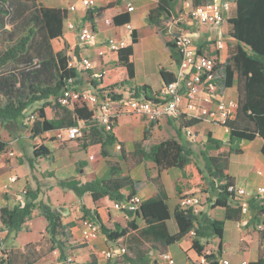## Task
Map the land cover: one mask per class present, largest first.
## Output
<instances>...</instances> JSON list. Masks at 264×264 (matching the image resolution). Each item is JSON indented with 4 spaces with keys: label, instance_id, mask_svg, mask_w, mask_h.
Wrapping results in <instances>:
<instances>
[{
    "label": "trees",
    "instance_id": "16d2710c",
    "mask_svg": "<svg viewBox=\"0 0 264 264\" xmlns=\"http://www.w3.org/2000/svg\"><path fill=\"white\" fill-rule=\"evenodd\" d=\"M9 0H0V25L4 28V18L10 13L6 8ZM15 0L19 8H28L27 3L34 6L29 18L31 27L26 35L0 50V126L17 121L34 104L44 102L39 108L37 119L31 125L30 132L33 138H41L44 134L66 129L85 122L84 137L81 138L82 146L87 149L100 145L103 158H110V149L118 142L117 136L112 131L105 133L97 122V114L86 106L75 105L65 107L60 105L59 99L67 88L71 78H78L77 72L68 67L69 58L64 51L53 54L52 43L63 37L64 21L68 11L37 6L38 0ZM209 0H191L192 6L205 5ZM235 9L233 17H229V37L236 42L232 55L224 65V89L237 86L238 111L235 119L226 124L229 129L227 142L213 137L212 132L207 133L206 147L201 151L204 165L195 159V152L190 143L183 140V129L196 127L202 122L182 118L179 128L176 129L177 137L146 147V138L136 144L134 157H140L143 162H152L160 169L176 168L181 171L184 182H177L176 190L179 198L201 194L206 195L212 209H223L224 220L214 218L207 211L196 213L192 208L184 210L176 207L173 215L168 206V196L164 186L157 180L154 183L158 192L153 198L143 202L135 212L123 211L127 215L126 226L115 224L114 229L108 228L101 219L97 210L83 208L84 220H92L101 227V233L109 242L117 243L132 232L138 230L137 219H142L150 228L154 243L160 248L163 256L167 255L166 248L179 243L184 238L192 236V248L207 264H219L222 258L223 239L226 221L241 222V202L237 201L229 192L235 186L234 179L230 176L231 156L241 155L243 141L253 142L257 138L264 141V0H234ZM118 3H110L105 7H95L89 10L88 20L98 22L113 17L116 26L126 24L130 20L128 14H121L116 10ZM175 11V0H160L153 8L147 22L166 35L165 25L172 18ZM13 34L11 33L10 36ZM37 35L40 42L36 45V55L39 65L32 68L34 59L30 50ZM167 36V35H166ZM137 43L135 32L132 35V44L118 52L117 65L102 72L98 79L90 81L92 89L102 98L109 97L112 101L123 99L122 94L116 90L125 88L136 77L134 60V45ZM171 51H175L172 41L167 42ZM43 49V50H42ZM179 61V59H177ZM28 64L24 69H19L8 74L2 70L8 65ZM160 76L164 86L175 81V75L165 68L160 69ZM79 81L74 84L78 85ZM137 96L147 100H154L158 94L148 85H140L131 89ZM47 108H51L54 117L48 118ZM114 125V130H115ZM8 142L0 138V155L8 149ZM121 144V143H120ZM122 149V146H121ZM215 152V154H211ZM264 155V145L261 149ZM52 152L45 145L34 147V156L37 159L49 158ZM122 151L120 160H125ZM137 161V160H136ZM135 161V162H136ZM60 187L75 193L78 198L89 194L94 203L109 198L116 203H124L136 195L138 183L129 175H124L119 162L109 161L108 171L101 178H96L87 183L76 180L60 182ZM189 194V195H188ZM30 199L24 204L13 208L0 209V222L8 234L22 232L33 216L36 208V196L28 194ZM235 202L236 205H232ZM249 212L255 226H264V206L255 198L248 200ZM47 233L53 250H59L64 255L69 232L63 223V214L60 210L45 207ZM174 218L178 232L169 234L166 222ZM260 256L257 261L249 264H264V229L259 230ZM219 241L216 252H206L210 240ZM127 254V252H126ZM122 255L125 264H151L150 259ZM10 264V263H9ZM87 264H98L95 255ZM116 264V263H113ZM153 264H157L154 262Z\"/></svg>",
    "mask_w": 264,
    "mask_h": 264
},
{
    "label": "crops",
    "instance_id": "0c3cea01",
    "mask_svg": "<svg viewBox=\"0 0 264 264\" xmlns=\"http://www.w3.org/2000/svg\"><path fill=\"white\" fill-rule=\"evenodd\" d=\"M81 1L82 0H45V2H42L41 0H38V5L41 7L65 9L68 11L67 19L64 21L63 37L56 39L53 42H56L63 48L68 46L67 49L69 52L76 48L77 55L90 59V61H92L95 66L93 70L88 72L83 70L77 71L78 78L76 81L80 82H78L79 84L77 85L79 89L90 90L95 93L90 84V81L92 80V74H102L103 71L117 65L119 62L118 52H112L107 45V41L109 39L123 40L126 43V47L130 46L132 44V35L127 32L125 26L131 24L133 31L135 32V36L137 37V43L134 45L136 77L130 83V85H127L125 88L118 89L116 92L117 94H122L123 98H125L129 95L131 89L133 90L138 86L145 84L150 86L155 92L159 93L164 87V83L160 76V69L165 68L175 75L177 73L180 61L177 51L175 50L173 52L167 46V42L171 41L170 37L162 34L156 27L149 25L147 22L150 11L158 5L160 0H133V6L135 7V10L132 13L127 11V3L129 0H94L96 7H105L110 3H118L116 10L121 14H128L130 16L129 22L121 26H116L113 17L106 18L112 21V25H107L105 23L106 19L100 20L98 22H91L87 18L89 10H86L83 7ZM176 1L177 0H175V6L178 4ZM72 6L76 7L75 11H70V7ZM176 10L177 9L175 8L174 16L177 18L182 17L183 21V9L181 13L177 14ZM69 23H74L78 29L79 27L83 26L92 27L97 34L96 45L93 47L80 49L78 47V29H69ZM224 29L229 32V24L223 27V31H225ZM186 30L194 35V37L197 39V44L204 53L213 54L214 48L213 45L210 44L209 40L215 38V32L206 26L192 22L189 26H186ZM69 52L65 53L68 55ZM99 53H103V55L101 56ZM225 56L226 50L222 51L221 53L222 60H224ZM177 59H179V61ZM156 75L159 77L157 81L154 79ZM225 96L228 98L238 99L237 86L234 85L232 88L225 89ZM167 124H171L170 128H172L175 132V136L173 138H176V129L179 128L180 125L178 121H175L171 118H164L158 123H151L145 117L134 115L129 111H125L124 109L120 110L114 133L117 136L118 142L121 143L122 149L119 155L116 156L114 154L116 150L115 146L112 147L110 149V158L102 157L100 145H95L84 149L82 146V140L80 139L65 143L53 140L52 142L44 143L43 145L49 148L52 152V155H54L57 159L53 164V168L54 170L58 171V173H56L58 174V178H60L58 180L70 179L79 181L81 183H87L96 178L103 177L108 171L109 161L119 162L123 169L124 175H129L135 182L138 183L136 195L139 196L143 202L156 196L158 189L154 183V180L159 181L165 188L168 196V206L171 214L173 215L180 199L177 195L176 184L177 182L185 181L181 171L176 168L160 169L152 162H143L140 157L133 156V153L136 151V144L145 140L146 132L149 134L148 140L145 141L147 148L148 142L152 141L153 144L162 142H158L156 137L162 130L166 129L165 125L167 126ZM203 124H207V128L205 130L212 132L214 138L223 142L228 141L229 129L227 131L226 128L211 123H201L200 125ZM200 125L194 127V131L196 132L198 138L204 140L207 137V134L206 136L204 134V137H201V132L198 129ZM51 134L54 135V132L46 133L42 137ZM183 140L188 142L184 135ZM257 140H261L260 148L262 149L264 141L261 138H257L255 141ZM255 141H243L241 144L243 153L241 155H233L230 159L231 163L229 171L230 176L234 179L235 186L243 187V179H246V189L250 192L256 190L257 187L264 185V158H262L260 154H256V157H252L247 154V148L251 146L247 145V143L251 144ZM64 144H66V147L60 148ZM57 146L59 149L56 150L55 147ZM91 150L93 153L89 154ZM122 151L125 153V160H120ZM81 152H84L83 154H85V157L80 155ZM74 155H77V158H74ZM59 156H65L66 158L65 160L64 158L59 160ZM79 167L80 169L78 172ZM77 173H79V175ZM2 182L3 180H0V192L5 193V187H1ZM36 188L38 189V187ZM56 188L60 190H67L61 187ZM24 189L27 190V187H16V191L18 190V192L11 200L13 206L18 204L16 200L17 195ZM68 192L70 201H72V203L74 199H79L81 201L86 199L89 201L90 204H88V209L92 211L97 210L101 219L103 220V223L108 228H110V225H113L114 223L126 226L128 221L127 215L122 211L116 210L113 206L114 202L109 198H104L94 203L89 194L83 198H78L74 192L70 190H68ZM232 205L235 206L236 203H233L232 201ZM208 212L212 216L213 213L215 214L217 212L220 216L214 217L219 220H224L225 211L223 209L218 208L215 210H208ZM246 216L247 215L242 214L241 222H225L222 251L223 259L228 260L226 258V254H228L227 252L230 250V243L232 242L236 244L235 250L237 253L248 255L244 258V260H242L240 264H249L258 260L260 256V237L257 238V244L255 247L252 245V243L247 241L246 235H244V231L241 229L242 222L246 219ZM228 223H230V225H228ZM137 224L139 227L138 230L132 232L130 235L124 239H121L117 243L109 242L101 233L98 239L93 241V243L96 245L94 247L95 250L91 252L90 256L95 255L98 264H101V260L99 259L101 252H103L105 255L106 252L113 250V248L125 247L127 249L126 255L136 257L139 254L141 257L144 256L150 259L151 264L154 262H157V264H169L163 259V255L160 252L158 245L156 246V243H154L155 239L150 233V228H148L142 219H137ZM166 227L169 234H175L178 232V227L173 216L166 222ZM192 236L193 235H190L179 243L166 248V254L173 259V264H207L206 262H203L204 259L199 257L193 250ZM116 256L112 259L116 258ZM120 257L121 256H119V258ZM122 259L114 263L125 264ZM90 260L91 259L89 258L85 264L89 263ZM107 264H113L111 259H108ZM229 264L232 263L229 261Z\"/></svg>",
    "mask_w": 264,
    "mask_h": 264
},
{
    "label": "built area",
    "instance_id": "2783aa9c",
    "mask_svg": "<svg viewBox=\"0 0 264 264\" xmlns=\"http://www.w3.org/2000/svg\"><path fill=\"white\" fill-rule=\"evenodd\" d=\"M82 5L86 10L96 7L94 0H82ZM234 0H209L205 5L194 7L190 0H186L183 7L182 17L172 18L166 23V35L174 43L179 55V67L175 74V81L163 89L154 97V100H147L143 96H137L135 92H129V95L119 101H112L109 97L102 98L96 92L90 90H80L76 78H71L64 94L59 99V103L65 107H74L75 105L86 106L94 110L97 114V122L105 133L114 132V125L119 116L120 110L124 109L130 113L145 117L151 123H158L164 118H171L179 121L182 118L189 120H198L202 123L216 124L226 128V124L235 119L238 111V99L225 96V89L222 80L224 79V60L221 53L226 50L230 41L226 40V33L223 27L234 11ZM76 7H70V11H75ZM135 10L133 0L127 3V11L132 13ZM185 19V21H184ZM183 22V23H182ZM210 28L217 34L215 38L209 40L213 45V54L204 53L197 39L192 33L186 30L190 23ZM107 25H112L110 19H106ZM69 29H78L74 23L68 24ZM127 32L133 35L131 24L125 26ZM79 48L93 47L97 42V34L90 26L79 27L78 29ZM107 45L112 52H119L126 47L123 40L109 39ZM74 48L67 57L69 58L68 67L70 69L91 71L95 68L90 59L77 55ZM103 55V53H99ZM102 74H92V79H98ZM37 119L36 114L30 115L27 122L33 124ZM85 122L76 126L55 131L56 140L69 142L76 141L84 137ZM228 131V128H226ZM183 135L188 142H195L198 138L194 127L184 128ZM115 149L121 151V144L116 143ZM13 155V154H11ZM12 183L17 182L16 176L9 177ZM232 196L241 202V211L243 215L249 214L248 200L255 198L264 206V185L257 187L253 192L243 187L232 186L229 188ZM28 191L22 190L17 195V202L25 201ZM142 199L135 195L124 203L114 202V208L119 211L135 212L139 210ZM178 206L187 210L192 208L196 213L201 210L202 198L199 195L183 196L179 199ZM260 230L264 226H258ZM101 234V227L92 220H84L81 229L82 238L87 241L98 239ZM191 235L194 236L192 232ZM125 247H117L105 253L107 259L122 256L126 254ZM163 259L169 264L174 261L169 255L163 256ZM205 262V260L203 261ZM219 264H229V261L221 258ZM246 264V263H243Z\"/></svg>",
    "mask_w": 264,
    "mask_h": 264
},
{
    "label": "rangeland",
    "instance_id": "374dc122",
    "mask_svg": "<svg viewBox=\"0 0 264 264\" xmlns=\"http://www.w3.org/2000/svg\"><path fill=\"white\" fill-rule=\"evenodd\" d=\"M41 1L45 2V0ZM185 1L186 0L176 1V3H178L177 6H175L177 9L176 14L182 12ZM22 2L26 3L25 0ZM27 5L30 6L24 10V8H19L15 0H9L8 4H6L5 8L10 13L4 18L5 27L3 28L0 25V50L6 48L9 44H12L13 41L27 34L28 29L31 27L29 18L34 10L32 4L27 3ZM233 13L230 17L234 16ZM226 25H228V21L226 22ZM224 32L226 33V40L230 41L226 48V56L224 58V62L226 63L236 47V42L229 37V32L227 30ZM11 33L13 34L12 36H10ZM216 36L217 34H215V37ZM40 39V36L37 35L33 42L32 49L30 50V54L34 58L32 60V68L39 65V58L36 55L35 48L40 42ZM67 48L68 46L63 48L56 42H53L51 50L53 54L61 51L68 53L69 51ZM27 65L10 64L2 70V73L8 74L19 69H24L29 67ZM154 79L157 81L159 79L158 75H156ZM43 105L44 102L36 103L17 121L9 122L0 126V138L9 143L7 151L0 155V180H3L1 187H5V193L0 192V209L2 207L13 208L16 206H13V203L11 202L15 197V194L18 192V190L16 191V187H27L28 194L30 193L36 196V208L33 216L22 232L18 234H8L0 222V264H85L89 258L91 259V252L95 250L94 247L96 244H94L93 241H85L81 235V229L84 222L83 208L88 209V204H90L89 201L86 199L82 201L74 199L72 203L69 198L68 190H60L56 188L60 187V182L70 179L58 180L60 179L58 178V174H56L58 171L53 168V164L55 163V160H57L54 155L49 158L40 159H37L34 156L35 146L50 143L57 139L55 134L46 135L45 137L38 139L32 137L30 132L32 124H29L27 120L30 115H37L39 108ZM46 111L48 118L51 119L54 117L51 108H47ZM206 126L207 124H203L198 127L201 132V137H204V134L206 136L208 132V130H205L207 128ZM170 127L171 124H167V126L165 125L166 129L162 130L156 137L158 142L168 140L175 136L174 130ZM206 141L207 138L204 140L197 138L195 142H190L195 152V159L202 166L204 163L201 157V151L205 149ZM260 141L257 140L251 144L247 143V145H251L247 148V154L249 156L256 157V154H260V156L264 158L261 154ZM60 142L65 143L64 141ZM151 144H153L152 141L148 142L147 146L150 147ZM62 147H66V144L62 145L60 148ZM55 149H59L58 146L55 147ZM83 153L84 152H81L80 155L85 157V154ZM92 153L93 151L91 150L89 154ZM119 153L120 151L118 150H115L114 152L116 156H118ZM211 154H215V152H211ZM61 158H64L65 160L66 157H58L59 160ZM74 158H77V155H74ZM79 169L80 167L78 168V172ZM77 174L79 175V173ZM10 176H16L17 182H10L8 179ZM243 180V188L246 189V179ZM36 187H38V189ZM196 195H199L202 198L201 211L208 212V210H214L211 208V203L208 202L206 195ZM29 199L30 196L26 195L25 201L22 203L17 202V205L24 204ZM45 207L60 210L63 214L64 223L69 230V238L62 240L66 242L64 255H61L59 250L55 251L51 247L49 235L47 233L48 222L44 217L43 212ZM214 216L219 217L220 215L216 212L215 214L213 213V217ZM114 224L110 225V229H114ZM228 225H230V223H228ZM241 229L244 231L247 241L256 247L257 238L259 237L258 231L260 229L252 222L251 213L247 214L246 219L242 222ZM218 246L219 241L212 239L207 244L206 252H216ZM235 248L236 244L231 242L230 250L227 252L228 254H226V258L232 264H240L248 255L237 253ZM99 259L101 260V264L108 263V259L103 252H101ZM120 259L122 258L116 256V258L111 259V261L114 263Z\"/></svg>",
    "mask_w": 264,
    "mask_h": 264
}]
</instances>
